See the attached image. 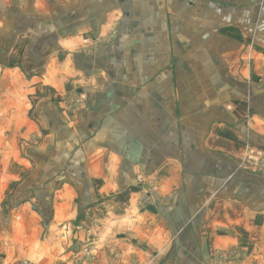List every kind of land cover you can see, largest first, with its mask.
I'll return each instance as SVG.
<instances>
[{
  "label": "crops",
  "instance_id": "crops-1",
  "mask_svg": "<svg viewBox=\"0 0 264 264\" xmlns=\"http://www.w3.org/2000/svg\"><path fill=\"white\" fill-rule=\"evenodd\" d=\"M263 77L264 0H0V177L24 173L7 139L36 135L47 146L27 188L45 192L46 216L55 190H76L129 220L144 175L173 192L152 220L155 264L232 248L234 264H264V174L243 164L264 151ZM71 92L80 108L61 103ZM38 253L30 264H54Z\"/></svg>",
  "mask_w": 264,
  "mask_h": 264
},
{
  "label": "rangeland",
  "instance_id": "rangeland-1",
  "mask_svg": "<svg viewBox=\"0 0 264 264\" xmlns=\"http://www.w3.org/2000/svg\"><path fill=\"white\" fill-rule=\"evenodd\" d=\"M114 35L115 33H111L110 39ZM80 48L81 51L90 53L95 52L99 46L87 41ZM14 83L18 85L17 88L23 86L17 80ZM260 83L264 84V77ZM59 98L67 108L77 109L83 105L87 96L71 92L69 95ZM15 137L17 136L7 139V147H3L7 153L3 159L4 161L9 160L14 156V151L17 152V149H21L23 153L20 154L19 161L17 156L11 159V168L15 166V175L18 162L19 170L24 173L18 179L16 176H11L12 178L0 177V264L3 262L6 264H30L31 256L28 255L30 250L34 253H41H38L39 257L41 255V258L38 257V262L46 258L47 255L55 258L54 264H145L148 261L155 264L157 262L160 250L157 249L159 246L156 244V239L152 238L153 232H155V223L152 220L158 218L159 215L156 206L171 198L172 190L163 192L161 186L154 179L145 180L146 178L142 174L144 182L139 181L141 186L137 188V198L134 201V206H130L133 215L128 211L131 216L127 215V217L121 218H130L129 220L118 219L116 222L107 218V212H105L108 211L107 206H87L85 199L82 200L81 194L76 190L70 192L55 190L52 198L51 196L49 198L48 206L44 205L50 206L46 216L44 211L41 212L37 206L40 204L39 200L43 204L46 199L43 194L45 192L34 188L36 184L40 183L39 173L43 168L41 167L42 162L37 159V156L45 153L46 141L39 142V136L35 135L28 140L17 142ZM249 149L256 153L261 151L250 147ZM26 150L31 151L30 157L27 156L30 153ZM261 152L263 153L261 156L264 157V151ZM248 159L250 158L246 157L245 153L243 161ZM30 166L31 172L29 173ZM255 172L264 174V169L261 171L255 169ZM30 181L33 182V189L27 188ZM128 202H123L120 207L124 209ZM64 208H69L72 211L69 218V214L67 215L65 212L64 217L51 219L49 213L51 214L52 209L55 214L56 210L64 211ZM31 213L39 214V218L32 217ZM3 215L6 218H3ZM53 220L57 222L52 223ZM47 240L55 243L51 246L53 249H50ZM161 246L162 244H160V249ZM131 248L135 250L134 257L126 254ZM35 249L38 252H35ZM235 250L237 249H215L209 255V263L234 264L242 258V255Z\"/></svg>",
  "mask_w": 264,
  "mask_h": 264
},
{
  "label": "built area",
  "instance_id": "built-area-1",
  "mask_svg": "<svg viewBox=\"0 0 264 264\" xmlns=\"http://www.w3.org/2000/svg\"><path fill=\"white\" fill-rule=\"evenodd\" d=\"M245 153H246V157L250 158L248 160L243 161V164L246 167H250L253 170L258 169L259 171L264 169V157L261 156V154H263L261 151L256 153L254 152V150L247 148Z\"/></svg>",
  "mask_w": 264,
  "mask_h": 264
}]
</instances>
